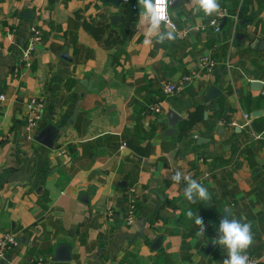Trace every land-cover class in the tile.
<instances>
[{
    "label": "crops",
    "instance_id": "obj_1",
    "mask_svg": "<svg viewBox=\"0 0 264 264\" xmlns=\"http://www.w3.org/2000/svg\"><path fill=\"white\" fill-rule=\"evenodd\" d=\"M219 4L215 31L208 25L215 13L171 0L180 34L157 43L146 42L137 0L116 8L99 0H0V235L17 241L0 264H222L226 250L212 240L225 208L229 219L251 224L247 255L262 253L264 84L249 81L264 80V0ZM125 9L130 30L119 43L105 46L83 27V19L105 20L116 29ZM110 14L118 15L115 25ZM33 36L25 66L20 49ZM201 54L212 58V70L195 68ZM190 72L180 89L162 92L161 82ZM32 96L43 100L37 128H54L48 146L25 138ZM155 99L158 111L149 108ZM198 106L200 118L179 132ZM168 108L181 117L172 130ZM130 135L144 153L125 143ZM176 170L204 185L211 200L189 203L185 183L170 179ZM189 209L203 218V236ZM57 244L67 246L68 259H52Z\"/></svg>",
    "mask_w": 264,
    "mask_h": 264
},
{
    "label": "clouds",
    "instance_id": "obj_2",
    "mask_svg": "<svg viewBox=\"0 0 264 264\" xmlns=\"http://www.w3.org/2000/svg\"><path fill=\"white\" fill-rule=\"evenodd\" d=\"M189 2L194 6V12L202 11L206 17L220 12L219 0H189ZM137 3L140 8V20L147 30L146 42H150L153 38L157 43L165 39L174 40L176 38L175 29L166 27L171 24V19L165 7L168 0H155V2L154 0H137ZM162 25L165 27H162ZM170 179L177 186L181 182L185 183L183 195L189 203L195 204L197 200H211L208 189L191 176L184 175L181 171L176 170ZM224 212L227 215L220 220L217 236L212 240L214 245L218 244L226 250L227 256L222 264H252L247 255V250L254 242L251 224L241 222L246 220L244 217H241L240 220L229 219L230 210L228 208H225ZM186 216L189 220H193L198 227L197 235L203 236L205 233L203 218L196 215L191 209L186 212Z\"/></svg>",
    "mask_w": 264,
    "mask_h": 264
},
{
    "label": "built area",
    "instance_id": "obj_3",
    "mask_svg": "<svg viewBox=\"0 0 264 264\" xmlns=\"http://www.w3.org/2000/svg\"><path fill=\"white\" fill-rule=\"evenodd\" d=\"M132 7H134V5H132ZM165 7H166V12L168 14L167 4L165 5ZM221 14H222V11H220L219 13H215V15L212 16L208 20V25L211 26L212 29L215 31L218 29V18L221 16ZM168 26L171 29L172 28L175 29V24L174 22H172V20H171V24H169ZM175 32L176 34H180L179 31L176 29H175ZM36 39H37V36L31 37V40L28 41L26 45L20 49L19 56L25 66H27L30 63L29 62L30 53L33 48V41ZM213 66H214V61L212 60V58H210L209 55L201 54L197 57L195 68L210 71L212 70ZM192 74L193 72H190L187 74H181L174 81L161 82L160 88L162 92L172 93L180 89L187 82V80ZM262 92L264 93V90H262ZM0 98H2L1 95H0ZM25 106H26V116H25V122L23 125V130H24L25 138L31 139L34 133V130L38 127V121L41 115V108L43 106V100L41 97L32 96L25 102ZM149 108L152 109L153 111H158L160 109V101L158 99H155L149 105ZM243 118H244L243 124H246L248 121V115L246 113H243ZM130 190L133 191V188L130 187ZM134 207H135L134 198L131 197L128 200L127 207L125 210V219L127 222H129L134 216ZM16 243H17L16 238L14 237L12 233L5 232L1 234L0 235V258H3L5 252L9 250L12 246H14ZM263 245H264V237H263ZM249 258L252 264H263L264 263V246H263V251L260 255L249 256Z\"/></svg>",
    "mask_w": 264,
    "mask_h": 264
},
{
    "label": "trees",
    "instance_id": "obj_4",
    "mask_svg": "<svg viewBox=\"0 0 264 264\" xmlns=\"http://www.w3.org/2000/svg\"><path fill=\"white\" fill-rule=\"evenodd\" d=\"M124 13L125 15L123 14L121 22L119 23L116 29L108 28V25L105 20L91 21V20L83 19L82 21L83 27L94 38L100 40L105 46L119 43L127 37L130 30L127 23L128 20L130 19V11L125 9ZM199 118H200L199 106L194 108L193 110L187 111L186 116L179 121L178 124L179 132L184 133ZM125 143L138 153H144L146 151V147L139 146L135 142V137L133 135L126 137Z\"/></svg>",
    "mask_w": 264,
    "mask_h": 264
},
{
    "label": "water",
    "instance_id": "obj_5",
    "mask_svg": "<svg viewBox=\"0 0 264 264\" xmlns=\"http://www.w3.org/2000/svg\"><path fill=\"white\" fill-rule=\"evenodd\" d=\"M101 3L103 4H109L111 5L112 7L116 8L118 7V5L123 1V0H99ZM171 3V0L168 1L167 4H170ZM118 18V15H115V14H110L108 15V20H109V23L112 24V25H115L116 23V20ZM84 81H82L83 83ZM250 82V85L253 86V87H256L257 89H259L262 84H264V80L261 81V80H256V79H252L249 81ZM215 90H213V87H209L208 90H207V93H206V97L208 99H210L214 93ZM165 116L167 118V125H168V128L170 130L173 129V126L176 122V120H179L181 117L179 116V114L177 112H175L173 109L171 108H168L165 112ZM167 128V130H168ZM166 130V131H167ZM54 131V128L51 127L50 125H45L43 127H39V128H36L34 130V133L32 135V139H35L45 145H50V142H51V135ZM159 240H160V236L158 235L156 237V239L153 241L152 245H151V248H156L159 244ZM52 259H61V260H65V259H68V251H67V246L64 245V244H57L55 246V249H54V254H53V257Z\"/></svg>",
    "mask_w": 264,
    "mask_h": 264
}]
</instances>
